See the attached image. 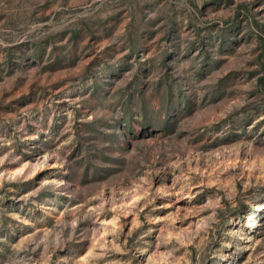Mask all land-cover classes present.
Segmentation results:
<instances>
[{"label":"rangeland","instance_id":"rangeland-1","mask_svg":"<svg viewBox=\"0 0 264 264\" xmlns=\"http://www.w3.org/2000/svg\"><path fill=\"white\" fill-rule=\"evenodd\" d=\"M0 264H264V0H0Z\"/></svg>","mask_w":264,"mask_h":264}]
</instances>
